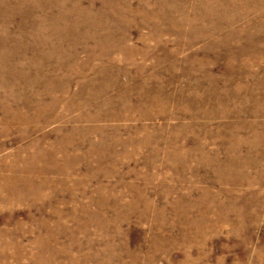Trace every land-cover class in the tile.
I'll return each mask as SVG.
<instances>
[{"label":"rangeland","instance_id":"1","mask_svg":"<svg viewBox=\"0 0 264 264\" xmlns=\"http://www.w3.org/2000/svg\"><path fill=\"white\" fill-rule=\"evenodd\" d=\"M0 264H264V0H0Z\"/></svg>","mask_w":264,"mask_h":264}]
</instances>
